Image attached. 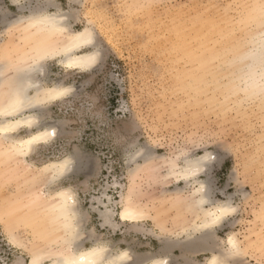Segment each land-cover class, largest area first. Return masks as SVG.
<instances>
[{
    "label": "rangeland",
    "instance_id": "rangeland-1",
    "mask_svg": "<svg viewBox=\"0 0 264 264\" xmlns=\"http://www.w3.org/2000/svg\"><path fill=\"white\" fill-rule=\"evenodd\" d=\"M39 3L0 0L9 17L0 21V61L8 54L16 61L29 48V31L22 24L5 25L26 18ZM62 3L67 12L68 0ZM72 8L73 30L90 27L108 55L95 74L66 70L57 58L45 62L40 82H62L73 91L41 111L43 122L53 123L61 139L36 147L27 161L39 167L74 151L93 157L90 171L50 188L73 190L86 214L80 239L91 236L85 246L98 240L127 249L136 264L154 254L167 264H205L209 253L187 246L201 240L200 232L181 233L182 227L190 232L197 224L184 204L195 199L197 184L175 181L168 170L174 160L182 166L184 157L202 156L207 147L216 159L198 177L207 180L211 200H229L235 207L213 228L210 246L225 251V240L233 233L242 249L238 264H264V90L257 95L246 90L251 58L263 36L264 0H75ZM129 139L133 143L125 148ZM0 152V202L23 203L22 196L45 183L32 180L36 172L8 158L2 148ZM133 155L138 156L133 160ZM140 164L144 166L137 170ZM130 185L137 201L170 235L161 234L150 220L133 226L116 215L115 228L101 226L91 208L93 198L106 189L117 212L120 195ZM28 230L14 229L19 242L32 241ZM9 241L0 222V264L28 258ZM165 243L175 248L163 254Z\"/></svg>",
    "mask_w": 264,
    "mask_h": 264
},
{
    "label": "bare ground",
    "instance_id": "bare-ground-1",
    "mask_svg": "<svg viewBox=\"0 0 264 264\" xmlns=\"http://www.w3.org/2000/svg\"><path fill=\"white\" fill-rule=\"evenodd\" d=\"M73 1L75 0H72V2ZM39 16H40V10L39 8H36L26 18L21 17L20 19L18 18L13 22L10 21V24H8L9 23L8 22L7 23L8 26H6L7 24L5 25V28L6 27L8 28L9 25L10 26L14 25L15 27L17 25L22 24L24 28H26L29 31L27 34L25 33L26 35L25 38H27L26 41L29 44L28 45L29 48L28 49L24 48L26 50L23 52L20 51L22 54H20L19 57H17L18 59L16 61L15 59L10 58V56H8L9 54L5 57V61H0V105H6L8 103L10 94L13 91V89L16 87L19 77L18 69L27 67L28 63L36 59L38 53L42 50L63 49L67 46H70L71 44L70 36L68 33L53 31L48 27L37 23L36 21L39 19ZM90 23H92V21ZM11 27L9 28L11 29ZM86 28L92 30L90 27H86ZM84 29L79 31H83ZM261 34L263 36L260 38L259 42L256 41L258 42L256 46L257 49L255 54L251 58L252 63L250 64L248 75L246 77L249 84V88L247 86L246 90L249 94L252 95L253 94L257 95V93H261L264 90V31ZM90 47L91 46H88L85 49L76 50L66 55L58 56L56 57L57 61L66 70L83 72L79 68L68 69L65 67V64L67 63L68 57L75 59L77 56L86 55ZM183 51H186V49ZM6 52L7 51L5 50V54ZM249 57H251V55ZM61 61H63V63H61ZM35 80L36 82H39L42 85V87L39 90V93L35 88L29 89V95L33 97L38 96L39 100L42 101V103L36 109L31 110L32 112H39L41 114V111L46 104L61 101L67 98L72 93L71 92L69 95L63 97L49 98L48 96L45 95L46 91L48 90H60L63 88L72 89V87L66 86L62 82H53L50 85H46L45 82L43 83L40 82V80H42V77H36ZM24 115L25 116L29 115V112H25ZM45 129L50 131L54 129L55 134L48 137L47 142L41 141L39 143L33 144L30 150L27 152V155L15 154V152H13L12 150L11 143L0 142V148H2L4 154H6L8 158L14 160L15 162H17V164L19 163L23 167H26V169L36 172L32 180L34 181L37 180L36 182L41 181V183L42 182L45 183L42 186L40 185L41 187L37 191L32 189L30 192L27 193L25 192L26 194L24 195V197L22 196V199L23 198L25 199L23 203H19L17 199L14 201L9 200L7 205L5 204L2 205L3 201H1L2 203L0 202L1 204L0 222L4 228V231L8 235L9 240L12 242L13 245L21 247L25 251L28 257H31L32 255H36L40 257L41 264H62V262L67 259L76 261V264H113V262L114 264H134L136 260H134L135 262L133 260L132 261L129 260L130 255L127 249L117 250L114 249L113 245H108L106 243L99 242L98 240L91 241L89 246H85V242L89 240L91 236L89 235L88 236L89 238L87 240L80 239L81 237H83L82 228L84 226V220L86 219V214L80 210V206L79 204H77L76 195L74 194L73 190L71 189V187H60L56 190L50 189L60 179L68 178L78 173L81 174L83 172L87 173L88 171H90V169L81 170L75 164V161H73L72 164L73 170L71 172H65L62 177L53 180V174L56 172L57 167L63 164L65 160L71 159L77 153V151L76 152L74 151L73 154H66L65 156H62L60 158H55L54 160L46 161L42 163L39 167H35L34 165H32L30 162L27 161V158L32 154L33 150L36 147L48 144L49 142L54 140V138L57 136V131L55 130L56 127L54 126V124L50 122H43V120H40L39 123L37 125H34L32 128L20 129L17 133H14L12 135H14L17 142H19L21 139H27L29 134L38 135ZM22 130L26 131V133L23 136H19V133ZM58 139L61 138L56 137L54 142H56ZM204 154L202 156H204ZM137 156L133 155L132 159L134 160ZM177 156L178 155H176V157ZM194 159L195 158L184 157L182 159V163H183L182 166L175 164V162H177L175 160H174L175 162L173 161L170 163L171 166L168 165L169 174L172 175V177L173 176L176 177L174 178L175 181H180L184 185L197 184V188L196 189L194 188L193 190L194 191L193 193L196 196L195 199L193 201H188L189 203L187 201H185V203L183 202L187 210L195 213L197 224L191 228L192 231L190 232L186 231L185 229L186 227L185 228L182 227L181 233L185 235L189 233L188 235H190L193 232V230L195 233L200 232L201 240H199V242H197L196 245L192 244V242H188L187 246L190 247L189 248L190 251H196V252L197 250L207 251L209 253V256L205 264H212V261L214 259L221 258L226 252V250L229 248L228 241L229 238L231 237L235 242L236 246L240 249V255H242L240 242L236 237V235L233 233L231 234L229 233V235L225 240V244H226L225 251L222 250L220 251L217 248L210 246L211 244L210 239L213 236L212 233L213 228L218 226L222 221L225 220L226 217H228L233 212L223 217L218 223H216L214 227L206 228L204 227L205 223L211 224L212 221L217 216H220V209L223 206L230 205L234 209L235 207L231 204V201L229 200L213 201L209 198L210 195H208V193L206 192L207 180L206 181L201 180L198 176L201 175V173H203L206 170V166L210 161L206 162L204 169L198 172L195 177H189L188 179H185L183 177V173L185 169L189 166V161H192ZM168 161H166V163H169ZM144 162L143 164L146 163ZM143 166L140 164L139 166H137L136 169L138 170ZM26 169L24 170L26 171L25 174L27 175L29 170ZM25 174H23V176ZM38 183H35L33 185H37ZM135 189L136 188L134 185H130L127 188V191L125 190L126 193H121L120 201H119L120 209L117 212H114L113 210V207L117 202H113L111 200V198L106 193V189L101 193L99 197L93 198V200L91 201V208L100 218V221L102 222L101 226H109L111 228H115L116 223L113 221V218L114 215H116L119 222L131 224L133 226H138L139 224L145 223L150 220V222L153 223V225L157 229H159V232L161 234H169V231L162 226V223L159 221L157 216L151 215L148 212V210L145 209L144 205H142L139 201H137L138 197H136L134 194ZM181 189L182 188H180V190L178 191H182L183 189L186 188L183 187V189L182 190ZM200 189H203V191H200ZM61 193L70 194L73 197V200L65 204L61 196ZM201 200H203V203H201ZM64 207H66L67 210L72 214L69 223L72 225L76 233L74 239H71V234L65 228V220L62 216V208ZM129 207L142 210L143 216L138 219L122 220L120 218L121 213H123L125 209ZM106 213L111 214V222L107 224H105L104 222V215ZM36 218L39 219V223L35 222ZM35 223L36 225L38 224V226L40 225V228L37 229L36 227L38 226H34ZM18 227L21 229L22 227L25 228L29 227V229H31L30 231L28 230L30 234L27 233L29 235H32L31 242L25 241L21 243L17 240V235L16 233H14V229ZM54 230L57 231L55 234L53 232ZM70 239L71 242L69 243ZM165 244H166L165 247L161 248L160 250V252L163 254H166L170 250L175 248L174 245L170 243L169 244L165 243ZM184 248H186V246H184ZM94 252H96L97 254L94 255L93 254ZM232 260L234 264H238L236 256L232 257ZM140 262H143L144 264H164V258H161L160 256H156L154 254L150 256H142ZM14 264H20V261H15Z\"/></svg>",
    "mask_w": 264,
    "mask_h": 264
},
{
    "label": "snow or ice",
    "instance_id": "snow-or-ice-1",
    "mask_svg": "<svg viewBox=\"0 0 264 264\" xmlns=\"http://www.w3.org/2000/svg\"><path fill=\"white\" fill-rule=\"evenodd\" d=\"M28 7H32L29 5ZM40 10L39 19L36 21L49 29L61 33H68L70 36L71 44L63 49L54 50H42L38 53L36 59L28 63L27 67L18 69L19 77L16 87L10 94L9 101L6 105H0V142L11 143L12 150L18 155H27L33 144L39 143L41 141L47 142L48 137L54 135L53 130L45 129L38 135L29 134L27 139H21L17 142L14 133H17L23 128H32L37 125L40 120L44 117L39 112H32L31 110L36 109L42 101L39 97H33L29 95V89L35 88L38 93L42 85L36 82V77H43L46 75V65L45 62L49 60H55L56 57L61 55H66L68 53L74 52L76 50L88 49L86 55L77 56L75 59L68 57L65 67L68 69L79 68L83 72L97 73L98 70L104 66L106 56L108 55V50L104 47L103 43L100 42L95 33L85 28L83 31L73 30V22L76 20L74 15V10L72 8V0H68V11L64 12V4L62 0H40V3L36 5ZM55 10V11H54ZM9 17L7 11L0 8V21H8ZM63 63V61H61ZM72 92L71 88H63L60 90H48L45 95L49 98H57L67 96ZM29 112V115L25 116L24 113ZM98 118H103L101 113L95 114ZM119 143V140L117 141ZM133 142L129 139L125 141V148L131 145ZM204 156H198L194 160L189 161V166L185 169L183 177L188 179L189 177H195L196 174L204 169L207 161L215 160L211 154L210 149L204 147ZM75 164L81 170H88L93 164V157L86 153L77 152L71 159L65 160L63 164L57 167L56 172L53 174V180L60 178L65 172H71L73 170L72 164ZM103 166V165H102ZM203 191V189H200ZM61 196L67 204V202L73 200V197L68 193H61ZM203 203V200H201ZM235 209L230 205H225L220 209V216H217L211 224L205 223L204 227H214L223 217L234 212ZM71 213L66 207L62 208V216L65 220V228L71 234V239L76 236L75 230L69 223ZM143 216V211L132 207L126 208L123 213H121L120 218L122 220L138 219ZM105 224L111 222V214L106 213L104 215ZM69 240V243L71 242ZM229 248L226 250L224 255L219 259H214L212 264H234L232 257L240 255V249L236 246L233 239L229 238ZM9 245L12 246V242L9 241ZM97 254L96 252L93 253ZM20 264H41V258L32 255L28 258H23ZM62 264H76V261L67 259L62 262ZM114 264V262H113ZM167 264V262H164Z\"/></svg>",
    "mask_w": 264,
    "mask_h": 264
}]
</instances>
